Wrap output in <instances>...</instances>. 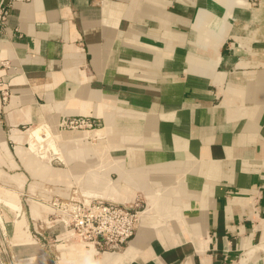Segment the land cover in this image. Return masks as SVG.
I'll return each instance as SVG.
<instances>
[{
    "label": "crops",
    "instance_id": "1",
    "mask_svg": "<svg viewBox=\"0 0 264 264\" xmlns=\"http://www.w3.org/2000/svg\"><path fill=\"white\" fill-rule=\"evenodd\" d=\"M2 2L0 191L24 183L21 212L0 195L13 264H234L264 243V0ZM77 117L100 141L58 130ZM138 197L118 247L89 251L51 218L54 198Z\"/></svg>",
    "mask_w": 264,
    "mask_h": 264
},
{
    "label": "built area",
    "instance_id": "2",
    "mask_svg": "<svg viewBox=\"0 0 264 264\" xmlns=\"http://www.w3.org/2000/svg\"><path fill=\"white\" fill-rule=\"evenodd\" d=\"M8 10L0 4V34L5 29ZM8 92L3 89L1 98L5 100ZM96 123L89 118L77 117L63 119L59 127L65 130L93 129ZM51 218L61 220L68 227L71 239L87 248L104 250L122 246L129 241L138 229L140 214L143 212L140 197L130 206L113 203L83 202L76 199L54 198L50 201Z\"/></svg>",
    "mask_w": 264,
    "mask_h": 264
},
{
    "label": "rangeland",
    "instance_id": "3",
    "mask_svg": "<svg viewBox=\"0 0 264 264\" xmlns=\"http://www.w3.org/2000/svg\"><path fill=\"white\" fill-rule=\"evenodd\" d=\"M68 132V131H67ZM86 132V133H85ZM90 133V134H89ZM104 133V129H96L95 131H89V132H87V131H81L80 133H76V132H73L72 134H77V135H84V136H86L85 137V139H87V138H91V139H93V138H98L99 140L98 141H100V139L102 138V134ZM97 145H100V143L99 144H97ZM31 147V146H30ZM29 147V148H30ZM96 148H98L99 149V147H96ZM48 156H52V154H49L48 153ZM54 165V166H59V162L56 160V158H55V156H54V154H53V156H52V158L50 159V165ZM52 167V166H51ZM53 168V167H52ZM0 171H3V170H0ZM3 173L4 174H6V175H11V174H8L7 172H5V171H3ZM37 176H39V175H37ZM2 179H5V181H7L6 180V178H2ZM8 182V181H7ZM25 182V181H24ZM9 183V182H8ZM12 184V183H11ZM24 184V183H23ZM23 184L22 185H14L13 184V186L15 187V188H17V192L15 191V192H13V191H9V192H11V194H12V196H13V198L14 199H17V200H19V193H20V191H21V189H22V187H23ZM37 184L38 183H30L28 186H29V191L30 192H35V188H37ZM4 190H6V189H4ZM25 194V193H24ZM22 198H25V196L23 195V196H21ZM142 201V200H141ZM142 207L144 208V206H143V204H142ZM15 210H17V211H22V206H21V204H20V202H19V206H18V208H16ZM1 220V219H0ZM0 223H1V221H0ZM0 231H1V229H0ZM1 234H2V232H1ZM3 236V235H2ZM3 240H4V238H3ZM43 243H45V244H47L48 246H52L53 244H56L55 243V241H54V239L53 238H48V237H45V239H42L41 240ZM4 242H5V240H4ZM31 242H35L32 238H31ZM5 246H6V248H7V245H6V243H5ZM7 251H8V248H7ZM8 255H9V252H8ZM9 257H10V255H9ZM44 257H45V255H44ZM10 260H11V258H10ZM11 263H12V260H11ZM23 263V262H22ZM0 264H7V262H6V259H5V256H4V254H3V252H2V249H1V246H0ZM13 264V263H12ZM17 264V263H16ZM59 264H63V263H59Z\"/></svg>",
    "mask_w": 264,
    "mask_h": 264
},
{
    "label": "water",
    "instance_id": "4",
    "mask_svg": "<svg viewBox=\"0 0 264 264\" xmlns=\"http://www.w3.org/2000/svg\"><path fill=\"white\" fill-rule=\"evenodd\" d=\"M0 246H1L2 252L5 256L7 264H12L10 257L8 255V251H7V248L5 246V242L3 240V236L1 234V231H0ZM113 247H115V246H113ZM116 247H118V246H116ZM260 254H264V243L255 245V246L243 251L239 255L237 261L234 264H251V262Z\"/></svg>",
    "mask_w": 264,
    "mask_h": 264
},
{
    "label": "bare ground",
    "instance_id": "5",
    "mask_svg": "<svg viewBox=\"0 0 264 264\" xmlns=\"http://www.w3.org/2000/svg\"><path fill=\"white\" fill-rule=\"evenodd\" d=\"M216 1H218V3H225L226 2V0H216ZM59 131H88V130H90V129H85V130H65V129H58ZM96 130V129H95ZM94 131V130H93ZM46 136V135H45ZM78 137V136H77ZM85 137L86 136H83L82 137V139H85ZM0 195H4L5 197L7 196L10 200V202H11V200H12V203L13 204H11V205H13V206H17V204L19 203V200H17V199H14L13 198V196H12V194L11 193H4L3 191H0ZM50 208H51V210H52V207L50 206ZM140 216H141V214H140ZM1 221V220H0ZM76 244H78V245H82L83 247L85 246L84 244H82V243H80V242H78V241H76L75 242ZM89 251H93L94 249H92V248H89L88 249ZM94 252V251H93Z\"/></svg>",
    "mask_w": 264,
    "mask_h": 264
}]
</instances>
